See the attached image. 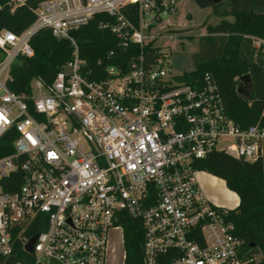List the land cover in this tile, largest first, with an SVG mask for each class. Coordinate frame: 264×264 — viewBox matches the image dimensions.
I'll return each mask as SVG.
<instances>
[{
  "label": "built area",
  "instance_id": "obj_1",
  "mask_svg": "<svg viewBox=\"0 0 264 264\" xmlns=\"http://www.w3.org/2000/svg\"><path fill=\"white\" fill-rule=\"evenodd\" d=\"M186 1L42 0L20 34L0 30V139L14 135L12 153L0 156V255L20 241L27 256L14 264H108L110 233L118 231L123 245L126 216L142 225L144 264L253 260L240 256L229 209L204 195L193 163L217 151L257 160L264 106L243 128L209 72L171 73L168 57L189 37L174 28L183 25ZM25 3L11 0L10 10ZM96 15L131 54L117 64L99 59L93 71L73 33ZM42 29L68 41L72 53L51 81L36 77L28 92L15 93L7 87L10 66L33 55L29 41ZM17 175L18 188L4 190ZM34 222L42 229L27 252L24 232Z\"/></svg>",
  "mask_w": 264,
  "mask_h": 264
},
{
  "label": "trees",
  "instance_id": "obj_2",
  "mask_svg": "<svg viewBox=\"0 0 264 264\" xmlns=\"http://www.w3.org/2000/svg\"><path fill=\"white\" fill-rule=\"evenodd\" d=\"M11 0H0V30L7 29L20 34L35 19L32 8L42 0H26L25 5L10 10ZM200 6H212V12L220 20L206 27V34L199 37L200 51L192 54L194 71L190 75L200 77L209 72L223 97L226 112L234 122L247 127L259 120L264 106V45L256 47L253 38L264 41V0H222L217 3L195 0ZM232 19H227V17ZM96 15L87 24L74 31L80 55L89 67L99 70L97 61L102 65L126 62L129 50L117 47L116 38L107 30L98 27ZM30 46L33 55H19L10 66L11 80L7 87L15 92H28L31 81L42 77L51 81L57 71L69 59L72 47L68 41L58 40L48 29L39 30L31 37ZM109 50L114 56H108ZM1 58V54H0ZM248 74L252 90L248 98L237 90V77ZM92 78L97 79L94 75ZM264 125V119L262 120ZM12 133V132H11ZM4 135L0 139V156L12 153L14 135ZM194 169L208 172L225 183L230 191L238 196L236 207L229 209L228 219L234 225L235 236L242 241L240 256L250 258L248 249L254 247L261 252L259 261H247L245 264H264V170L263 160L249 162L236 159L224 152H212L204 158L196 159ZM20 175V172L17 171ZM20 183V181H19ZM17 185L5 187L6 191H15ZM3 184V183H2ZM41 218L36 217V221ZM123 264L143 263V229L139 220L123 217ZM42 229L34 222L25 230V237H32ZM22 244L18 241L8 256L0 255V264H14L26 258ZM165 262V261H164ZM163 260L158 264H163Z\"/></svg>",
  "mask_w": 264,
  "mask_h": 264
},
{
  "label": "rangeland",
  "instance_id": "obj_3",
  "mask_svg": "<svg viewBox=\"0 0 264 264\" xmlns=\"http://www.w3.org/2000/svg\"><path fill=\"white\" fill-rule=\"evenodd\" d=\"M180 9L186 16L185 19H181L183 25L179 26L175 24L174 28L177 29L178 33H184V35H188L189 37L183 44L178 45L170 53L168 62L171 73H185L189 78V73L195 69L192 54L200 51V36L198 35L206 34V27L217 23L220 17L214 15L211 5L200 6L195 0L183 2L180 5ZM227 19H232V17L229 16ZM174 22L177 21L174 20ZM213 177L216 176L205 171L199 172L198 184L201 190L214 204L217 203L218 206L228 209L233 208L235 206L236 196L225 187L223 180L214 181ZM110 236L111 245L115 248V252L113 253V259L108 264H122L124 248L119 237V232L112 231ZM247 252L254 261L261 259L262 255L258 248L252 247Z\"/></svg>",
  "mask_w": 264,
  "mask_h": 264
},
{
  "label": "water",
  "instance_id": "obj_4",
  "mask_svg": "<svg viewBox=\"0 0 264 264\" xmlns=\"http://www.w3.org/2000/svg\"><path fill=\"white\" fill-rule=\"evenodd\" d=\"M198 1H206L207 3H217L220 2L222 0H198ZM174 80L176 81H183L184 80V76L183 75H177L173 77ZM237 92L243 96L244 98H248L251 94V90H252V84H251V79L250 76L248 74H244L241 75L239 77V80L237 82V87H236ZM37 235L32 236L27 243L25 244V251L27 252H31L32 251V247L34 244V241L36 239Z\"/></svg>",
  "mask_w": 264,
  "mask_h": 264
},
{
  "label": "crops",
  "instance_id": "obj_5",
  "mask_svg": "<svg viewBox=\"0 0 264 264\" xmlns=\"http://www.w3.org/2000/svg\"><path fill=\"white\" fill-rule=\"evenodd\" d=\"M264 141V140H263ZM262 141V143H261V157H262V160H263V170H264V142ZM200 172V171H199ZM214 178V181L215 180H220V178H217V177H213ZM222 180V179H221ZM224 182V181H223ZM224 185H225V183H224ZM226 187V186H225ZM229 190V189H228ZM232 192V191H231ZM235 196H236V202H235V206L234 207H236L237 206V204H238V196L234 193V192H232ZM205 195V194H204ZM206 196V195H205ZM208 198V197H207ZM209 200H210V198H208ZM211 201V200H210ZM212 202V201H211ZM212 203H214V202H212ZM216 205H217V203H216ZM233 207V208H234ZM230 209H232V208H230Z\"/></svg>",
  "mask_w": 264,
  "mask_h": 264
}]
</instances>
